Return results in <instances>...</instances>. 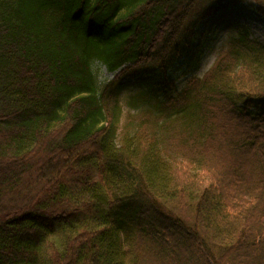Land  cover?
Masks as SVG:
<instances>
[{
	"label": "trees",
	"instance_id": "trees-1",
	"mask_svg": "<svg viewBox=\"0 0 264 264\" xmlns=\"http://www.w3.org/2000/svg\"><path fill=\"white\" fill-rule=\"evenodd\" d=\"M231 3L0 0V264H264V44L241 33L168 94Z\"/></svg>",
	"mask_w": 264,
	"mask_h": 264
},
{
	"label": "rangeland",
	"instance_id": "rangeland-1",
	"mask_svg": "<svg viewBox=\"0 0 264 264\" xmlns=\"http://www.w3.org/2000/svg\"><path fill=\"white\" fill-rule=\"evenodd\" d=\"M251 0H232L230 6L222 7L216 17L200 24L198 36L195 42V50L190 56L182 59L169 71V81L173 85L168 90L169 96H176L180 93L193 78H203L215 65L217 60L228 52L229 42L243 32H247L251 39L264 44V16L252 8ZM93 72L100 86H105L113 81L116 73H111L107 68L95 62ZM146 80V77L142 78ZM142 80V81H143ZM163 79L157 78L155 84L160 95L165 96L161 86ZM146 86L138 80H130L122 91L121 106L123 114L121 117V127L129 122L139 123L141 110L136 109L130 97L137 94ZM262 100L249 99L239 103L243 112L261 113ZM52 239L58 244L63 243L64 234L59 229Z\"/></svg>",
	"mask_w": 264,
	"mask_h": 264
}]
</instances>
